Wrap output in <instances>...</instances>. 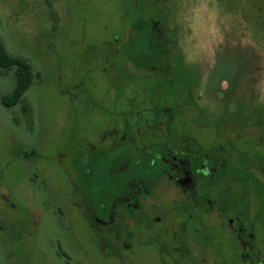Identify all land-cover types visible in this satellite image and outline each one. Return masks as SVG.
<instances>
[{
  "label": "rangeland",
  "instance_id": "obj_1",
  "mask_svg": "<svg viewBox=\"0 0 264 264\" xmlns=\"http://www.w3.org/2000/svg\"><path fill=\"white\" fill-rule=\"evenodd\" d=\"M128 4L0 0V43L34 76L16 105L0 103V264H158L148 248L125 247L120 230L106 249V233L86 221L115 165L86 151L130 132L132 118L145 140L150 118L175 119L159 127L190 137L177 145L226 147L235 164L259 167L264 186V0H159L173 60L148 76L121 50ZM14 84L13 70L1 72L0 96Z\"/></svg>",
  "mask_w": 264,
  "mask_h": 264
},
{
  "label": "flooded vegetation",
  "instance_id": "obj_2",
  "mask_svg": "<svg viewBox=\"0 0 264 264\" xmlns=\"http://www.w3.org/2000/svg\"><path fill=\"white\" fill-rule=\"evenodd\" d=\"M150 120L146 125L154 133L146 140L134 130L132 118L130 132L109 135L86 151L112 157L113 171L125 172L106 187L112 191L107 197L105 190L100 203L104 218L85 210L88 219L91 216L86 219L89 228L107 235L108 241L100 243L111 247L114 232L120 230L125 247L148 248L158 264H263L264 186L257 179L259 167L249 160L235 164L224 156L226 147L217 155L211 145L179 146L177 140L190 142V137L163 133L159 127H169L175 119ZM181 125L180 132H185ZM146 157L149 163L142 166ZM228 238L233 245L225 252Z\"/></svg>",
  "mask_w": 264,
  "mask_h": 264
},
{
  "label": "trees",
  "instance_id": "obj_3",
  "mask_svg": "<svg viewBox=\"0 0 264 264\" xmlns=\"http://www.w3.org/2000/svg\"><path fill=\"white\" fill-rule=\"evenodd\" d=\"M128 2V5L136 10L135 16L129 25L128 36L125 38L126 41L121 44V50L128 53V57L126 56L127 58H125V60H129L135 68H140L143 71L149 72L147 76L150 75V73L156 75L155 69L157 68L169 69V62L173 60L170 58L172 45L171 36L169 30L166 28V19L163 13L160 16H155L161 13V10L157 9L160 8L159 0H138V2L137 0H128ZM8 70H13L15 84L8 93L0 96V103L6 107H12L21 100L34 76L27 62L19 57L9 55L0 43V73ZM104 159H106V157H104ZM148 160L149 157H146L145 161L140 162V164L145 166L149 163ZM108 161H110L109 158ZM92 166H94V164L91 163V167ZM113 169V166L107 167V177L102 180L103 184L101 182V188L96 190L95 195L105 188L109 193L107 197H109L112 189L106 187L110 185V181L117 179V177L124 176V170L120 173V171L115 172ZM115 173L117 174L114 175ZM78 174L80 175L81 183L87 181V178H85L87 176L83 175L81 172H78ZM101 196L102 195L99 197ZM99 200L97 202H92L93 205H100L98 204ZM92 214L99 217L101 211L94 212L93 209ZM91 223L95 224L96 221L91 220Z\"/></svg>",
  "mask_w": 264,
  "mask_h": 264
}]
</instances>
